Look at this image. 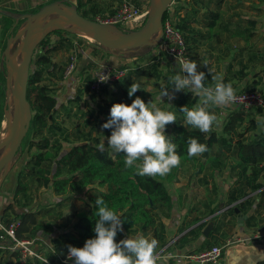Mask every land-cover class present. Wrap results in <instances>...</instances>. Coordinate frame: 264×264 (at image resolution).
Here are the masks:
<instances>
[{"label":"trees","instance_id":"16d2710c","mask_svg":"<svg viewBox=\"0 0 264 264\" xmlns=\"http://www.w3.org/2000/svg\"><path fill=\"white\" fill-rule=\"evenodd\" d=\"M5 1L10 0H0V5ZM221 1L218 4H221ZM100 2V0H87L86 2L76 0L80 13L91 20H96L98 14L103 11L104 6ZM137 2L140 3L139 0ZM195 3V5H199V1H195ZM111 6L112 4L108 7ZM118 8L119 6L110 11L107 17L113 16ZM171 8L164 20L173 15L177 16V26L185 36L188 48L190 46L196 48L197 37L204 41L210 38L218 39L220 32L230 31L228 24L221 22L220 15L210 11L209 21L207 20L205 24L209 34H198L195 31L197 10L193 8L184 9L182 0H174ZM182 9L185 11H181ZM2 18L6 20V25L10 26L11 29L14 20L6 15H2ZM248 24L255 28L258 23L250 21ZM52 34L56 35L59 40L51 48L50 54L70 49L63 43V37L69 34L67 31L55 30ZM245 34L246 31L232 33L234 37L238 36L248 40ZM50 54L45 53V55L38 56L33 64L27 93L34 112L29 151L32 148L37 151L28 156L26 164L16 176L17 182L13 197L16 201L8 206L18 219L25 222L30 221L34 225L27 231H21V229L18 234L19 239L34 240L37 247L49 245L46 252L47 262L30 259L25 264H63L62 261L66 259L68 254V245L82 248L86 240L94 238V227L99 218L95 214L98 211V206L95 205L97 197L104 199L109 208L115 210L123 221V231L118 232L116 241L134 234H142L149 239L154 238L158 242L156 255L178 250L185 252L187 256L215 247L224 236L223 224L218 223L216 218L213 220V231L208 237H205L202 232L206 224L202 223L203 219L197 218L191 221L189 226L180 228V236L171 245L172 240L168 238L163 223L164 218H171L174 210V195L169 184L178 183L185 165L195 162L199 156H188L187 140L189 137L196 138L199 143L207 145L208 151L201 154L203 156H207L217 144L228 146V151L232 153L230 156L239 161L240 171L234 183L235 187L228 191L227 203L224 206L226 212L223 216L224 218L235 216L237 214L235 209H238L239 214L237 215L247 216L245 227L252 228L258 225V217L264 209V122L259 124L255 121L251 122V129L257 130L258 133H253V137L249 141L236 140L233 142L230 134L237 123L242 124L244 122L246 114L244 111L231 115L224 130L228 136L223 137L215 131L201 133L198 129L185 125L184 114L180 112L182 107L192 108L199 102L198 98L194 96L190 98L191 93L187 89L184 92L179 91L175 98L176 110L171 111L176 115V123L166 126V135L176 143L181 163L164 177H141L136 175L135 167L132 169L125 167L122 153L117 154L109 148L107 137H110L112 130L103 128V125L110 119V109L114 104L126 103L131 105L136 97H140L145 103L151 101L144 79L154 80L155 83L164 82L167 84L166 89L174 95L169 80L170 74L159 71L158 65H150L138 69L135 77L129 74L127 78L117 84L104 86L99 96L96 93L89 94L86 103L75 98L74 102L78 105L75 115L78 119H83L89 115V119L83 125L84 128L91 126L92 130L81 131L78 129L75 133L67 135L66 130L56 123L57 116L65 114L67 109L58 101L52 87L43 83L44 75L52 77L56 75L57 65ZM161 56L170 63L174 62L165 54L161 53ZM61 71L63 72V69ZM243 76L247 77V75ZM85 80L90 85L93 78L88 77ZM133 82L140 85V91L130 98L128 89ZM224 82L227 83L228 79H225ZM205 84L209 86L207 80ZM4 86H6L5 76L0 74V130L7 108L4 101ZM109 87H112V92L110 100H107L104 97V92ZM82 92L79 90V93ZM87 92L91 93L90 88L87 89ZM247 92L252 91L248 90ZM85 105L89 107V110H84ZM81 111L83 113H80ZM68 117L71 116L68 115ZM95 129L102 130L106 138L103 152L98 149L101 138L93 136ZM71 136L73 139H70ZM210 160L214 163L218 162V157L214 156ZM28 178L35 179L45 190H52L62 200L78 199L84 203L87 210L76 214V222L72 230L67 233L62 231L64 235L59 236L56 232L49 233L48 229L53 227L52 229L56 231L58 228L63 230L65 227L59 226L57 228L50 224L44 225L32 221L31 213L26 211V203L22 204L29 190ZM20 195L22 197L18 199ZM216 211L213 209L211 214L214 215ZM24 232H28V235L25 236ZM200 240L201 242L198 243ZM5 254L6 252L0 249V264H3ZM10 254L11 258H15V261L8 264H21L17 252H10ZM70 262V264H75L74 260H70ZM157 264H165V262L158 259ZM260 264H264V262Z\"/></svg>","mask_w":264,"mask_h":264},{"label":"rangeland","instance_id":"374dc122","mask_svg":"<svg viewBox=\"0 0 264 264\" xmlns=\"http://www.w3.org/2000/svg\"><path fill=\"white\" fill-rule=\"evenodd\" d=\"M53 0H33L25 6L16 5L13 0L6 5L5 10L10 13H24L25 10L35 9L38 10L44 4H47ZM76 3V0H68ZM86 2L87 0H83ZM104 6L103 11H101L98 16L103 19L107 18L110 11H113L115 7L119 6L120 0H100ZM143 5V10L146 16L138 22L137 27L130 29H120L116 27L124 34H130L132 32H137L140 30L145 31L152 19V0H139ZM199 1V0H194ZM199 5H194L193 9L197 10L195 14V19L197 24L195 26L196 33L209 34L207 28L205 27L206 21H209L210 11H213L220 15L221 22L223 24H228L230 31L220 32L218 39L210 38L208 40H202L197 37L198 41L195 43L196 48L190 46L189 53L192 57V61L197 62L198 70L204 71L207 77V82L209 85L212 84L211 75L208 72L207 67L200 66L202 64H207L209 68L214 70V74L219 75L228 82L233 84L236 94L241 92H247L248 90L256 91L264 96V0H200ZM221 1V4H218ZM13 2V3H12ZM112 4L111 7H108ZM196 4V3H195ZM27 6V8H26ZM172 7V6H171ZM172 9V8H170ZM16 14V15H18ZM250 21H256L258 24L255 28L248 24ZM23 23L20 21L19 26L16 27L14 33L17 31L18 27ZM107 25V24H106ZM111 25V24H108ZM12 28V27H11ZM10 26L6 25V20L0 17V56H3L4 49L6 47V42L10 34ZM69 34L63 37V43L65 46H69L70 49L67 51H58L54 54H50L51 48L57 44L59 40L54 34H50L40 43L34 50L31 64L40 55H52L54 63L57 65L55 70L56 75L54 77L44 75L43 83L52 87L54 95L58 101L63 104L67 112L63 115H58L56 118V123L66 130L67 135L75 133L78 129L81 131H91V126L84 128V123L89 119V115L85 118L78 119L75 115L78 105L74 102L75 98H79L81 102L86 103L88 101L89 94L87 89L90 85L85 80L88 77H94V72L101 65H113V66H126L130 68H145L150 65H158L159 71L165 74H170L173 76L179 70L175 62H168L167 59L161 56L159 49L141 56L140 58H129L121 57L111 53L99 46L98 43L91 42L86 38L81 37L76 29L67 28L65 29ZM76 31V32H75ZM246 31V38L233 36V32ZM33 34V30L27 34L30 37ZM230 47V49H227ZM232 52V53H231ZM75 59L74 67L75 70L67 78H64L65 72L68 67H70ZM2 62V58H1ZM63 69V72L60 70ZM33 66L31 67L30 73L32 74ZM137 70H133L130 74L133 77L136 76ZM174 71V72H173ZM173 72V73H172ZM0 74H6L5 66L3 62L0 65ZM247 77L245 78V76ZM52 78V79H51ZM147 83L146 89L149 93L150 100L153 99L154 102L162 110L175 111L176 110V100L177 92H174V98L169 100L168 97H162V103H160V95L162 88H166L167 84L164 82H154V80L144 79ZM227 82V83H228ZM5 89V103L6 110L4 115V121L0 130V139H2L9 125L7 126L6 115L11 111L15 98L12 95V89ZM82 90V93H79ZM186 91V90H185ZM112 92V87H109L106 92H104V97L110 100V95ZM184 92V91H183ZM99 96V94H96ZM172 95V93H170ZM190 98H193L191 94ZM3 103V101H2ZM171 105V107L169 106ZM84 110H89V107L84 106ZM209 111L217 115V122L214 123L211 131H215L217 134L228 136L225 133V127L229 122V119L234 113H242L238 107L233 105H227L223 107L209 105ZM80 113H83L81 111ZM245 120L242 124L237 123L230 132L233 142L236 140L249 141L253 137V133H258L251 129V122H257L258 115L264 116L260 112H245ZM70 115L71 117H68ZM94 121V119H93ZM6 123V127L4 125ZM93 136L101 138V142H106V138L103 135V131L99 129L93 130ZM70 139H73L71 136ZM31 140V130L26 136L19 150L15 165L10 172L9 176L5 180L2 189L0 191V218L5 220V223L18 219L13 213L12 209L9 210L8 206L15 203L16 200L13 199L15 193V184L17 182L16 176L20 173L21 169L24 167L28 160V156L35 153L37 150L35 148L30 149ZM3 149L0 150V157L3 153ZM29 151V152H28ZM232 153L228 151V146L215 145L213 150L205 157L199 155L195 162H191L185 165L183 171L180 174L179 182L174 184H169L170 190L173 195L179 194L183 198L182 210L178 211L174 218H170L168 221L164 219L166 225L169 229H166L168 238L170 240H175L180 236V228L182 226H189L191 221L195 218L203 219L202 223L206 224V227L213 223L216 218L217 222L223 224L224 236L215 245L217 247H226L228 241H233L235 239V229H237L238 224L242 221V215L228 216L224 218L223 214L226 212L224 207L227 203L228 189H229V179L234 181L238 177V172L240 171L239 161L233 156ZM218 157V162H212L211 160L205 162L203 159ZM207 178L209 179V186L200 188L197 185V180H201L199 176V169L202 171L205 169ZM212 169V171L210 170ZM213 169L218 172L216 174L212 173ZM218 175V176H215ZM210 176V177H209ZM225 178V181L223 179ZM192 181L194 183L193 190H187V183ZM262 181V180H261ZM27 182L29 184V190L25 200L22 204L26 203V211L31 213L32 221L37 223H43L44 225L50 224L55 227H65L61 230L58 228L54 231L50 227L48 229L49 233L56 232L59 236H63V233H67L72 230L74 223L76 222V214L80 212H86L87 208L84 203L78 199L62 200L58 195H55L53 191L45 190L38 181L35 179L28 178ZM221 183L220 187H216L217 184ZM221 189V190H220ZM22 195L18 196V199ZM216 209V216L211 214V211ZM177 222L178 225L173 223ZM259 225L255 229L256 232L264 233V209L260 212L258 217ZM23 221V220H22ZM33 224L31 222L23 221V227L21 231H27ZM34 226V225H33ZM205 227V229H206ZM203 229V233L205 231ZM63 231V233H62ZM213 230H211L210 234ZM27 236L28 232H24ZM138 234L132 235V237ZM125 238L119 239L123 240ZM34 241V240H32ZM45 242V241H44ZM199 243V242H198ZM49 248L48 244H45ZM232 246V245H230ZM46 248V247H45ZM46 254V253H45ZM196 254V253H195ZM158 257V255H157ZM5 260L3 264L13 263L15 258H11L10 252H6L4 255ZM167 262L165 264H176L175 259L177 258H165ZM162 260V258H160ZM182 264H193L185 258H180Z\"/></svg>","mask_w":264,"mask_h":264},{"label":"clouds","instance_id":"9594fccd","mask_svg":"<svg viewBox=\"0 0 264 264\" xmlns=\"http://www.w3.org/2000/svg\"><path fill=\"white\" fill-rule=\"evenodd\" d=\"M176 66L179 70L169 78L171 90L179 92L187 89L199 101L192 108L185 106L180 109L185 125L208 133L217 122V115L210 112L208 106L223 107L234 103L237 95L233 84L225 83L206 63L200 66L208 68L212 81L209 86H206V74L198 70L197 62L176 56ZM138 91L140 85L133 82L128 89L129 97L135 96ZM162 97L171 100L174 95L162 88L160 103ZM257 122H264V116L258 115ZM172 123H176L173 112L162 110L153 99L145 103L136 97L131 105L114 104L110 109V119L103 128L112 130L107 137V145L115 153L123 154L126 168L135 167L136 175L141 177H164L181 163L176 143L166 135V126ZM187 146L189 157L208 151L207 145L192 137L187 140ZM98 149L103 152L105 143L101 142ZM95 205L98 206L95 214L99 217L94 227L95 237L86 240L82 248L68 245L69 260H74L75 264H157V240L138 234L117 242L118 232L123 231L121 217L100 197H97ZM255 251L258 258L264 259V253Z\"/></svg>","mask_w":264,"mask_h":264},{"label":"water","instance_id":"95a60500","mask_svg":"<svg viewBox=\"0 0 264 264\" xmlns=\"http://www.w3.org/2000/svg\"><path fill=\"white\" fill-rule=\"evenodd\" d=\"M174 0H152V19L143 31L141 39L133 44H126L109 33L106 24L86 18L80 13L77 3L68 0H53L41 6L35 12L10 13L6 6L0 7V14L14 20L10 36L7 39L3 52L2 62L5 66V84L7 89L15 93V102L10 111L9 127L5 136L0 139V191L12 171L23 141L31 130L34 112L28 100L27 93L30 84V70L32 56L36 47L53 31V22L57 14H62L65 19L77 29L88 34L98 41L111 53L129 58H138L149 54L159 48L164 39V19L169 12ZM18 14V15H16ZM20 21L23 23L19 26ZM116 27V26H115ZM33 30V34H27ZM239 213L238 209H235ZM216 216V214H214ZM246 218V216H242ZM241 223H243L241 221ZM214 227V222L208 225L204 236L208 237Z\"/></svg>","mask_w":264,"mask_h":264},{"label":"built area","instance_id":"2783aa9c","mask_svg":"<svg viewBox=\"0 0 264 264\" xmlns=\"http://www.w3.org/2000/svg\"><path fill=\"white\" fill-rule=\"evenodd\" d=\"M144 16H146V13L143 10L141 2L139 3L137 0H122L113 16L105 19L98 16L97 20L104 24H111L125 30L137 27L138 22H140ZM177 22L178 19L176 15L170 16L164 20V39L158 49L175 63L176 56L192 61L185 36L179 30ZM72 61L73 63L67 68L64 78H67L75 70V59ZM133 70H137V68L108 64L99 66L94 72L93 81L90 84V92L99 94L104 86L119 83L121 80L127 78ZM236 95L237 100L231 105L247 113L260 112L264 114V96L262 94L252 91L241 92ZM22 227L23 222L20 219L5 223V220L0 218V249L4 252H17L21 264H25L30 259L44 260L47 262L45 254L47 252L46 245L37 247L32 240L19 239L18 234ZM235 242H238L240 245L245 244V240L240 239L237 241H228L227 244L229 245L226 247L215 246L212 249L204 250L200 253L187 255L185 259L193 264H220L227 248ZM67 257L62 261L63 264L71 263Z\"/></svg>","mask_w":264,"mask_h":264},{"label":"crops","instance_id":"0c3cea01","mask_svg":"<svg viewBox=\"0 0 264 264\" xmlns=\"http://www.w3.org/2000/svg\"><path fill=\"white\" fill-rule=\"evenodd\" d=\"M13 2L20 6H25V4H29L31 2H33V0H13ZM12 2V3H13ZM10 1H5L3 3H1L0 7L2 5L6 6L7 4H9ZM199 4H200V0H199ZM182 5L184 6V9H191L194 8L193 6L194 4V0H182ZM27 8V6H26ZM184 9H182L181 11H185ZM179 15L181 16V13H179ZM0 17H2V15L0 14ZM227 49H230V47H227ZM232 53V52H231ZM1 56H0V65H1ZM206 157V156H205ZM208 157V156H207ZM211 158L209 157L208 159H203L205 160V162L209 161ZM212 171V169H210ZM216 170L213 169L212 173H215ZM218 172H216L217 174ZM207 173H206V166L205 169L202 171V169H199V176L201 178V180H197V185L200 186V188H204L206 186H209V179L207 178ZM218 176V175H215ZM210 177V176H209ZM229 189L228 191H230L231 189H233L235 187L234 183L235 181L233 179H229ZM223 181H225V178L223 179ZM204 182V183H202ZM194 183H192V181H189L187 183V190H193L192 188H194ZM221 183L217 184L216 187H220ZM221 190V189H220ZM227 197V195H226ZM174 210L172 213V218H174V215L182 210L183 205V198L182 195L176 194L174 195ZM247 218V216H246ZM246 218H242V222L238 224L237 229H235V241L237 240H245V244L244 245H240L238 244V242H235L232 246H230L229 248H227V250L224 253L223 256V260L220 264H260L264 262V259H260L257 256V253L255 251V249L260 252V253H264V233H260V231L256 232V228L259 225L252 227V228H247L245 227V219ZM165 219V218H164ZM163 219V223L166 227V229H169L168 226L166 225V222H164L165 220ZM175 219V218H174ZM173 219V223L175 225H178L177 222H174ZM196 219V218H195ZM169 219H167L168 221ZM259 221V220H258ZM176 240V239H175ZM175 240L171 241L170 245L173 244L175 242ZM201 242V240L199 241V243ZM185 252H181V251H173V252H166V253H159L158 254V259L162 258L163 262H167L165 261V258H177L175 259V262H177L176 264H182V262L180 261V258H185L186 255Z\"/></svg>","mask_w":264,"mask_h":264},{"label":"bare ground","instance_id":"6f19581e","mask_svg":"<svg viewBox=\"0 0 264 264\" xmlns=\"http://www.w3.org/2000/svg\"><path fill=\"white\" fill-rule=\"evenodd\" d=\"M67 28H73L76 29L78 34L81 35V37L86 38L87 40L94 42V43H98V41L94 40L92 37H90L88 34H86L85 32L81 31L80 29H77L76 27H74L73 25H71L62 14H57L54 18V22H53V29L56 30H65ZM104 28L111 33L113 36H115L118 40H120L123 43L126 44H133L137 41H139L143 35V30L137 31V32H132L130 34H124L123 32H121L119 29H117L115 26L113 25H105ZM76 32V31H75ZM99 46H101L99 44ZM102 47V46H101ZM104 49H106L105 47H102ZM107 50V49H106ZM13 98H15V93L14 91H12V95ZM10 117V112L6 115V120ZM5 127H6V123H4ZM9 125V119L7 121V126Z\"/></svg>","mask_w":264,"mask_h":264},{"label":"flooded vegetation","instance_id":"af4514ba","mask_svg":"<svg viewBox=\"0 0 264 264\" xmlns=\"http://www.w3.org/2000/svg\"><path fill=\"white\" fill-rule=\"evenodd\" d=\"M35 11H37V10H35V9H31V10H29V11H28V10H25L26 13H28V12H35ZM25 12H24V13H25Z\"/></svg>","mask_w":264,"mask_h":264}]
</instances>
